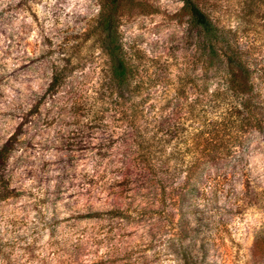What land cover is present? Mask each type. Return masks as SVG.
<instances>
[{
  "label": "rangeland",
  "instance_id": "1",
  "mask_svg": "<svg viewBox=\"0 0 264 264\" xmlns=\"http://www.w3.org/2000/svg\"><path fill=\"white\" fill-rule=\"evenodd\" d=\"M196 1L264 56V0ZM12 2L0 0V147L15 136L4 166L0 264H184V256L196 264H264V134L245 135L240 158L223 166L225 176L199 160L191 177L196 188L183 190L195 134L223 111L212 110L205 122L187 120L197 101L191 94L180 120L172 118L181 124L171 134L180 143V171L165 192L140 188L121 167L133 126L124 117L139 101L120 106L106 99L105 58L88 36L98 2L36 0L29 12ZM182 6V0H122L121 43L178 64L170 56L197 38ZM65 41L78 46L73 65H80L49 96L51 61ZM214 89L213 82L206 100ZM168 96L166 115L178 101L174 90ZM154 99L143 111L155 126L164 101ZM193 113L201 114V106Z\"/></svg>",
  "mask_w": 264,
  "mask_h": 264
},
{
  "label": "trees",
  "instance_id": "2",
  "mask_svg": "<svg viewBox=\"0 0 264 264\" xmlns=\"http://www.w3.org/2000/svg\"><path fill=\"white\" fill-rule=\"evenodd\" d=\"M96 1L98 13L88 36L92 37L105 58L106 69L101 84L108 90L106 99L115 100L120 106L129 104L130 98L139 101L133 113L124 117L125 122L132 121L133 126L130 124L132 127L126 144L129 147L121 161L123 175L133 177V184L145 190L165 192L168 189L169 180L178 174L182 166L180 143L173 142L171 135L172 126L181 129V124L172 125V118L175 116V120H180L181 106H185L182 101L195 94L197 101L188 107L187 120L205 122V115L213 113L212 110L223 111L216 121L207 123L204 130L195 134L182 189L191 191L196 188L191 177L201 169L199 160L203 161L204 168L218 169L221 171L218 174L225 176L227 171L223 166L240 158L245 135L264 134V56L259 55L260 51L252 45H242L238 31L220 26L210 11L196 0H182L181 10L188 17L196 40L189 37V49L181 51L179 56H170L175 60L179 58L181 61L178 64L169 63L170 59L148 57L134 47H125L119 39L117 23L122 0ZM32 2L36 0H15L12 3L29 12ZM67 44L65 41L58 46L60 52L51 61L46 90L49 96L58 94L74 67L80 65H73L78 46L68 48ZM213 82L215 89L208 96L212 99L209 101L206 100V93ZM170 90L175 91L178 101L171 114L166 115ZM157 92L159 95H156ZM158 97L164 101L161 108L164 113L154 126V117L145 113L143 106ZM194 106H201L202 113L195 115ZM14 137L0 147V201L8 198L4 166L14 150ZM183 262L196 264L186 256Z\"/></svg>",
  "mask_w": 264,
  "mask_h": 264
}]
</instances>
